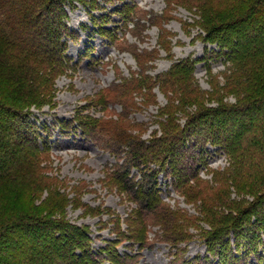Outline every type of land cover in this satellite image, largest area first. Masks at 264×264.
Listing matches in <instances>:
<instances>
[{
  "label": "rangeland",
  "instance_id": "rangeland-1",
  "mask_svg": "<svg viewBox=\"0 0 264 264\" xmlns=\"http://www.w3.org/2000/svg\"><path fill=\"white\" fill-rule=\"evenodd\" d=\"M209 8L207 0L65 4L66 17L59 21L68 34L63 25L61 33L55 31L63 43L60 55L46 60V65L53 61L61 66L35 81L22 76L14 88V95L48 93L38 105L14 104L26 117L8 122L45 146L34 167L56 183L57 198L65 195L66 220L91 231L95 250L110 239L125 237L122 233L139 231L132 245H126L125 239L113 243L135 256L136 264H264V225L252 241L257 252L243 233L229 226L215 228L217 220L235 216V206L252 201V188L264 180V151L254 153L252 170L241 172L239 162L230 160L219 142L207 139L198 165L180 173L185 182L179 189L159 175L162 202L155 212L140 211L136 198L126 190L128 179H137L139 171L131 168L129 177L123 178L122 156L128 144L151 141L173 123L187 129L191 123L187 116L199 113V107L220 110L219 119H214L221 123L217 140L243 129L242 123L256 110L264 112L262 96L258 99L262 103L256 101L248 111L236 113L234 105L240 97L234 86H226L232 85L226 81L232 64L225 49L212 41L210 27L215 23H205ZM22 42L32 51L51 48L50 42L32 45L24 36ZM210 117L192 120L191 134H204L197 125H213ZM145 149L152 158L155 146ZM192 174L197 175L188 177ZM233 181L243 183L241 191ZM49 191L43 186L38 198L50 196ZM6 197L11 204L15 196ZM260 208L264 209V202ZM249 216L253 222L254 215ZM216 231L220 238L208 241L206 236Z\"/></svg>",
  "mask_w": 264,
  "mask_h": 264
},
{
  "label": "trees",
  "instance_id": "trees-1",
  "mask_svg": "<svg viewBox=\"0 0 264 264\" xmlns=\"http://www.w3.org/2000/svg\"><path fill=\"white\" fill-rule=\"evenodd\" d=\"M74 1L92 4L95 0H0V190L3 192L0 197V264H136L137 261L135 256L121 252L118 245L113 243L125 239L126 245H132L140 237L139 231L132 234L122 233L125 237L110 239L104 247L95 250L92 240L89 239L91 231L66 220L65 195L57 198L56 183L47 181L41 174L42 171L34 167L45 146L36 136H31L22 129H15L8 122L12 117H26L23 109H17L14 104L38 105L48 98V93L38 92L40 95L27 96L14 95L13 91L22 76L35 81L38 77L48 76L61 66L53 61L46 65V60L50 55H60L58 48L63 43L58 40L59 33L55 31L59 30L61 33L62 25L64 27V22L59 21L61 17H66L64 5ZM207 2L211 15L205 23H215L210 27V35L213 34L212 41L225 49L227 61L232 64L230 81L226 80L232 85L226 86L235 87L233 91L240 97L234 105L235 111L243 114L264 96V0ZM65 28L63 32L68 34ZM23 36L32 45L50 42V52L48 48L38 50L34 47L33 51L26 48L28 45L22 42ZM33 57L38 61L32 63L30 58ZM28 74L30 75L26 76ZM258 90L263 94L257 96ZM258 103L262 102H257V105ZM255 107L260 111V106ZM197 112L199 113L196 115L187 116V122H191L187 129L173 123L168 128L164 126L161 136H154L151 141L126 146L127 151L122 156L123 178L129 177L131 168L139 171L137 179V176L128 179L126 190L136 198L140 211L155 212L160 208V174L168 178L175 189L181 187L185 178L181 179L180 173L192 171L198 165L197 159L203 158L204 142L207 139H211L213 143L219 142L230 160L239 162L238 169L241 172L252 170L256 163L252 158L254 153L264 151V112L258 113L256 110L252 118L242 123L243 129L239 128L241 130L231 138L222 134L219 140L216 134L220 131L221 123L215 122H218L217 114L220 110L199 107ZM207 115L211 116L213 125L198 124L197 129L200 128L204 134H191L192 120ZM82 124L84 122L80 125ZM81 130L83 131L82 127ZM154 146L156 151L151 155L153 159L159 157L156 160L149 158L151 151L144 150ZM113 156L116 157V154ZM259 182L260 185L252 188V201L235 206V216L227 215L221 221L217 220L215 228L229 226L226 228L238 232L239 235L243 233V237L252 243L258 227L264 225V209L260 208L264 202V180ZM234 184L239 187L236 189L242 190L243 183ZM43 186L50 190V196L48 194L40 200L38 194ZM8 194L15 196L11 204L6 197ZM252 214L253 222L249 221V215ZM244 218L248 222L243 224ZM219 233L212 232L206 239L209 241L220 238ZM251 246L257 252L253 243Z\"/></svg>",
  "mask_w": 264,
  "mask_h": 264
}]
</instances>
